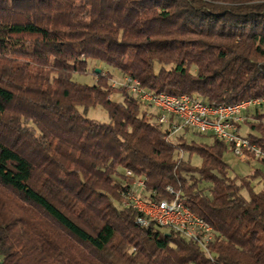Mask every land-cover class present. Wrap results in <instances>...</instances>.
I'll return each instance as SVG.
<instances>
[{
  "label": "trees",
  "instance_id": "obj_1",
  "mask_svg": "<svg viewBox=\"0 0 264 264\" xmlns=\"http://www.w3.org/2000/svg\"><path fill=\"white\" fill-rule=\"evenodd\" d=\"M114 76L211 107L264 98V0H0V264H264V170L232 178L227 147L173 135ZM238 128L264 154V108ZM138 180L213 229L208 252L136 224Z\"/></svg>",
  "mask_w": 264,
  "mask_h": 264
},
{
  "label": "built area",
  "instance_id": "obj_2",
  "mask_svg": "<svg viewBox=\"0 0 264 264\" xmlns=\"http://www.w3.org/2000/svg\"><path fill=\"white\" fill-rule=\"evenodd\" d=\"M113 88L127 89L140 103L158 111L162 125H169L171 120H176L178 124L172 125L173 135L183 128L189 129L222 143L243 163L264 161V154L251 146L249 140L241 137L238 128L251 112L264 108V98L249 100L232 107H211L199 99L188 96L154 95L143 90L139 82L129 78L122 79L120 83H113ZM126 176L131 178L132 174L127 173ZM144 189L145 182L138 180L123 196V208L137 213L138 226L149 228L152 225L140 223V215L149 213L153 216V224L178 233L185 240L199 244L208 252V246L213 241V229L193 215L183 205L178 195H175L173 189L169 188L167 192L171 196L175 195L174 200L162 203L145 201L141 196Z\"/></svg>",
  "mask_w": 264,
  "mask_h": 264
},
{
  "label": "rangeland",
  "instance_id": "obj_3",
  "mask_svg": "<svg viewBox=\"0 0 264 264\" xmlns=\"http://www.w3.org/2000/svg\"><path fill=\"white\" fill-rule=\"evenodd\" d=\"M99 69L102 68V65L98 66ZM109 83L113 86V83H120L121 79H118L116 76L114 78H109ZM75 82L79 85H88V86H96L100 85L99 80L95 79L93 76L88 77H75ZM116 99V97H115ZM117 100V99H116ZM87 118L92 121H96L101 124L108 123V116L105 111L101 109L91 110L89 111ZM244 133H247V129L244 128ZM194 138H190L188 140H192ZM224 162L230 167V176L232 178H247L253 175L257 170H264L262 166L259 165L256 161H250L249 163H243L239 158L235 157L231 152H228L224 156ZM196 165H200L198 160L194 162ZM261 186L255 185V191L259 192Z\"/></svg>",
  "mask_w": 264,
  "mask_h": 264
},
{
  "label": "bare ground",
  "instance_id": "obj_4",
  "mask_svg": "<svg viewBox=\"0 0 264 264\" xmlns=\"http://www.w3.org/2000/svg\"><path fill=\"white\" fill-rule=\"evenodd\" d=\"M245 102H247V101H245ZM245 102H242V103H245ZM140 223L153 224V216H151V214H149V213H142V215H140ZM207 226L210 227L209 225H207ZM0 262H1V259H0Z\"/></svg>",
  "mask_w": 264,
  "mask_h": 264
},
{
  "label": "water",
  "instance_id": "obj_5",
  "mask_svg": "<svg viewBox=\"0 0 264 264\" xmlns=\"http://www.w3.org/2000/svg\"><path fill=\"white\" fill-rule=\"evenodd\" d=\"M97 74H101V71L98 70V71H97Z\"/></svg>",
  "mask_w": 264,
  "mask_h": 264
}]
</instances>
